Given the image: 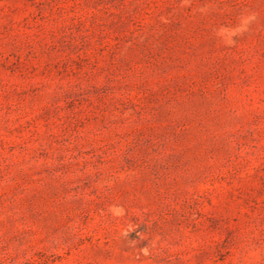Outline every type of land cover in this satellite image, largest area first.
<instances>
[{
  "label": "rangeland",
  "instance_id": "374dc122",
  "mask_svg": "<svg viewBox=\"0 0 264 264\" xmlns=\"http://www.w3.org/2000/svg\"><path fill=\"white\" fill-rule=\"evenodd\" d=\"M0 264H264V0H0Z\"/></svg>",
  "mask_w": 264,
  "mask_h": 264
}]
</instances>
